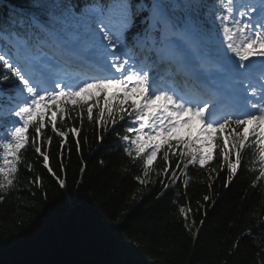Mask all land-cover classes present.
I'll use <instances>...</instances> for the list:
<instances>
[{
    "label": "snow or ice",
    "instance_id": "1",
    "mask_svg": "<svg viewBox=\"0 0 264 264\" xmlns=\"http://www.w3.org/2000/svg\"><path fill=\"white\" fill-rule=\"evenodd\" d=\"M41 7L40 16L0 27V192L14 186L29 144L66 187L41 148L51 146L50 128L61 149L72 134L79 150L81 128L57 126L73 115L98 127L125 121L124 151L145 176L163 148V174L173 181L217 155L230 181L245 151L260 165L253 186L264 180V0H153L143 33L130 32L135 13L123 0L87 18L55 0ZM157 65L183 81L153 78Z\"/></svg>",
    "mask_w": 264,
    "mask_h": 264
},
{
    "label": "trees",
    "instance_id": "2",
    "mask_svg": "<svg viewBox=\"0 0 264 264\" xmlns=\"http://www.w3.org/2000/svg\"><path fill=\"white\" fill-rule=\"evenodd\" d=\"M87 1L55 0L74 14L79 10L66 4ZM130 1L147 10L148 0ZM52 3L0 0V27L40 16ZM57 126L81 128L79 150L72 134L61 149V138L44 132L52 143L41 151L66 187L29 144L14 186L0 192V264H264V180L253 186L260 165L251 152L230 181L219 155L206 167L178 171L173 181L163 174V148L147 176L126 155L120 137L127 124L118 117L115 127L86 116L81 125L75 115ZM170 158L174 165L177 157Z\"/></svg>",
    "mask_w": 264,
    "mask_h": 264
},
{
    "label": "bare ground",
    "instance_id": "3",
    "mask_svg": "<svg viewBox=\"0 0 264 264\" xmlns=\"http://www.w3.org/2000/svg\"><path fill=\"white\" fill-rule=\"evenodd\" d=\"M160 71V73H162V71L161 70H159ZM94 117H95V113H94Z\"/></svg>",
    "mask_w": 264,
    "mask_h": 264
}]
</instances>
